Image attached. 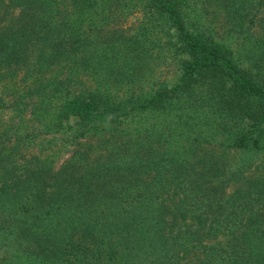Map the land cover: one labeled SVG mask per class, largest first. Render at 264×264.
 Masks as SVG:
<instances>
[{"label":"trees","instance_id":"obj_1","mask_svg":"<svg viewBox=\"0 0 264 264\" xmlns=\"http://www.w3.org/2000/svg\"><path fill=\"white\" fill-rule=\"evenodd\" d=\"M149 2L181 55L177 81L156 87L136 69L154 46L145 28L101 44L82 30L98 0H0V79L16 76V106L37 107L39 134L99 137L53 171L19 151L33 134L0 132V264H184L198 250L199 264H264V183L224 196L223 172L197 161L202 147L264 154V0ZM210 6L223 36L203 19ZM190 215L202 230L173 228Z\"/></svg>","mask_w":264,"mask_h":264},{"label":"rangeland","instance_id":"obj_2","mask_svg":"<svg viewBox=\"0 0 264 264\" xmlns=\"http://www.w3.org/2000/svg\"><path fill=\"white\" fill-rule=\"evenodd\" d=\"M204 10L202 12L203 19L211 24L218 36H223L226 30L222 12L214 6L207 7ZM83 18L82 30L87 35L95 36L99 44L114 39L118 43L119 40L126 39L133 41V36L140 35L139 28H145L146 35L153 40L154 46L148 47L144 59L138 60L136 64L137 73L143 72V75H150V77L142 79L143 84H146L147 87H156L157 84L162 82L172 84L177 81L180 75L181 55H177L174 51L168 49L167 42L170 32L167 31V25H164L162 21L154 16L149 0H98L96 10L88 12ZM259 19V29L256 32L258 35H260L261 28L264 26V11L261 12ZM38 51L35 50L34 55L37 56ZM63 65H65L63 68L47 69L43 73V78L50 81L54 79V82L65 78L69 75V67L72 66L69 63ZM82 73V79L87 78V76H84L87 75L86 70ZM17 80L20 81V76ZM86 80H89V78ZM21 88V85L16 82V76L0 79V132L12 137L16 134L34 135L32 143L21 147L20 152L26 153L28 156H37L40 153V156L44 159L48 155L47 158L51 163L50 168L56 171L77 148L90 146L94 149L97 147L99 137L88 138L89 140H84V146H77L72 139L65 141L59 134H39L42 126L37 117L40 114L31 117V110H35L34 108L37 109V107L32 109L21 108L15 104V97L18 96ZM60 100L62 98L58 99V101ZM54 111L55 108L53 107L48 110L50 114ZM77 141L81 142L82 140ZM205 149L202 147L197 151V161H200L204 167L209 168L208 174H212L214 168L223 172L224 178L215 180V185H218V190L222 191L224 196L233 197L236 191L241 190L261 189L264 183V154L255 156L243 152L227 154L222 153L220 148H212L211 151L213 152H206ZM93 151L97 154L99 149L97 152L96 150ZM209 157H211V160H209ZM203 162H206V164ZM211 180H214L212 175ZM180 198V196H175L171 192L164 196V200L169 207L177 205ZM202 222L197 217L190 215L185 219H175L173 228L175 227L177 231L189 230L195 232L198 229L202 230L204 226ZM234 238L235 240L232 238L230 242L236 243L235 241H237L238 243V236L235 235ZM227 241H229V238L223 240L221 244H225ZM207 243L213 244L215 242L207 240ZM204 244L206 243L204 242ZM200 257L201 253L198 250V252L188 255L184 259V264H199L197 261Z\"/></svg>","mask_w":264,"mask_h":264}]
</instances>
